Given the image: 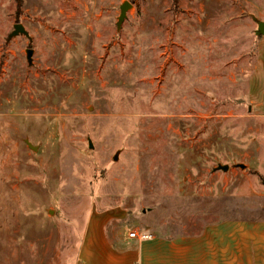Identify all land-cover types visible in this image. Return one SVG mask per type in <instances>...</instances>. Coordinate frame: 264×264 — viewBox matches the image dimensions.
I'll use <instances>...</instances> for the list:
<instances>
[{
    "label": "rangeland",
    "instance_id": "rangeland-1",
    "mask_svg": "<svg viewBox=\"0 0 264 264\" xmlns=\"http://www.w3.org/2000/svg\"><path fill=\"white\" fill-rule=\"evenodd\" d=\"M125 1L0 0V264H73L109 209L154 236L264 205V0Z\"/></svg>",
    "mask_w": 264,
    "mask_h": 264
},
{
    "label": "crops",
    "instance_id": "crops-1",
    "mask_svg": "<svg viewBox=\"0 0 264 264\" xmlns=\"http://www.w3.org/2000/svg\"><path fill=\"white\" fill-rule=\"evenodd\" d=\"M260 56L249 89L256 115L264 117V38ZM258 209L252 216L207 221L195 231L155 233L143 240L129 235L115 210L96 212L73 264H264V205Z\"/></svg>",
    "mask_w": 264,
    "mask_h": 264
},
{
    "label": "water",
    "instance_id": "water-1",
    "mask_svg": "<svg viewBox=\"0 0 264 264\" xmlns=\"http://www.w3.org/2000/svg\"><path fill=\"white\" fill-rule=\"evenodd\" d=\"M131 6H132V2L129 0H127L121 4V14L119 16V24H121L125 20V18L127 16V11ZM20 32L28 33L25 25L21 22H17L15 24V29L13 30L12 35L18 34ZM257 32L259 34L264 35V20L259 21ZM31 52H32V50L30 49V55H31Z\"/></svg>",
    "mask_w": 264,
    "mask_h": 264
},
{
    "label": "built area",
    "instance_id": "built-area-1",
    "mask_svg": "<svg viewBox=\"0 0 264 264\" xmlns=\"http://www.w3.org/2000/svg\"><path fill=\"white\" fill-rule=\"evenodd\" d=\"M131 237H137L141 240L153 237V233L148 231L133 230L130 232Z\"/></svg>",
    "mask_w": 264,
    "mask_h": 264
}]
</instances>
